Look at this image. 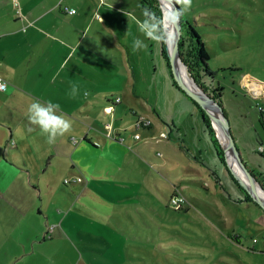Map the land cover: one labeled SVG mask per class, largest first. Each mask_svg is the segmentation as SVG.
<instances>
[{"label":"rangeland","instance_id":"rangeland-1","mask_svg":"<svg viewBox=\"0 0 264 264\" xmlns=\"http://www.w3.org/2000/svg\"><path fill=\"white\" fill-rule=\"evenodd\" d=\"M129 7L138 10L143 20L145 8L140 0H129ZM183 17L196 27L210 54L208 64L214 77L201 71L200 80L209 89L220 83L223 104L232 116L238 112L249 115L252 128L244 136L236 133V146L264 187V153L260 150L264 147V113L254 107L257 103L264 107V85L246 81L247 89L259 92V99H254L239 82L247 72L264 83V0H193ZM148 43L154 58L166 65L161 44ZM180 43L184 58L190 49L187 35ZM182 61L184 76L193 81ZM129 85V108L132 105L142 112L131 91L133 83ZM171 100L165 98V109L155 106L160 118L152 109L148 111L158 130L141 128L146 139L137 145L131 142L137 117L129 113L113 121L110 115L112 123L129 129L125 133L134 146L129 149L132 163L118 158L115 164L116 157L108 152L101 156L99 164L107 171L100 176L112 179L101 181L96 193L88 189L80 197L82 181L73 180L74 176L56 187H32L37 216L31 223L38 235L29 250L20 247L4 253L13 256L11 264H264V207L247 196L225 150L226 163L219 159L200 112L199 116L191 114V108L178 112ZM181 118L186 121L183 130H189L184 144L191 153L186 155L177 133ZM162 127L170 134L168 139L159 133ZM185 158L199 171H189ZM117 164L121 167L114 172L117 177L108 175ZM175 194L185 198L180 207L171 203Z\"/></svg>","mask_w":264,"mask_h":264},{"label":"crops","instance_id":"crops-1","mask_svg":"<svg viewBox=\"0 0 264 264\" xmlns=\"http://www.w3.org/2000/svg\"><path fill=\"white\" fill-rule=\"evenodd\" d=\"M129 8V0H0V75L9 82L5 91L0 90V264L13 262V256H5V252L20 247L29 250L35 245L38 234L31 222L37 211L32 187H56L65 178L81 177V197L88 189L96 193L102 182L112 179L100 176L107 171L99 164L101 156L108 152L116 157L115 164L118 158L132 163L129 149L134 146L129 145V134L125 133L129 129L113 122L114 137L106 135L110 115L113 121L129 113L150 121L139 128L134 123L133 145L146 139L141 128L153 133L158 130L148 111L152 109L160 118L155 106L165 109V98L172 99L178 112L191 108V114L199 116L188 96L173 87L167 66L154 58L150 39L139 32L136 21L142 19L138 10ZM136 38L146 47L133 51ZM252 75L242 73L240 86L246 88L248 79L264 85ZM129 83H133L131 91L142 112L132 105L129 108ZM73 85L79 90L74 98L70 95ZM49 100L60 104V111L72 123L71 131L51 145L27 118L32 102ZM108 104H113L111 113L105 111ZM223 108L234 138L252 128L248 114L232 116L231 109L228 112L224 104ZM198 118L195 116L197 123ZM185 122L180 119L177 133L186 155L191 151L184 144L189 131L183 130ZM165 130L162 127L159 133ZM135 133L140 134L139 139ZM166 135L168 139L170 134ZM119 136L124 139L119 140ZM185 160V165L191 166L189 171H199L191 159ZM120 169L117 164L108 175L115 176Z\"/></svg>","mask_w":264,"mask_h":264},{"label":"clouds","instance_id":"clouds-1","mask_svg":"<svg viewBox=\"0 0 264 264\" xmlns=\"http://www.w3.org/2000/svg\"><path fill=\"white\" fill-rule=\"evenodd\" d=\"M193 0H159V15L148 9L143 10V20H137L139 32L157 44H163L170 50L175 49L180 38V21L184 13L191 9ZM177 5L180 7L177 8ZM143 40H133V51L145 48ZM77 86L73 85L70 95H78ZM87 95V93H85ZM58 103L32 102L27 109V118L32 125L38 126L48 144H54L58 137H63L72 129V123L61 111Z\"/></svg>","mask_w":264,"mask_h":264},{"label":"trees","instance_id":"trees-1","mask_svg":"<svg viewBox=\"0 0 264 264\" xmlns=\"http://www.w3.org/2000/svg\"><path fill=\"white\" fill-rule=\"evenodd\" d=\"M140 1H141L142 6L145 9L156 12L159 15V4H158L157 0H140ZM184 22H185L184 34L187 35V37L190 40V49H188L187 51L184 52V55H183L184 58H182V53L180 50L181 58L184 61V63L187 65L188 71H190V73L192 74L193 78L198 83V85L202 89H204L209 95H211L215 99V101H217L223 107V97H222L223 93H222V87H221L220 83L212 84L210 86V89H209L204 84V81L200 80V77L202 76L200 74L201 71H203L206 75H209L212 78L214 77V75H213L214 71H212L210 69L209 64H208L210 54L207 51L206 43H205L204 39L202 38V36L199 34L196 27L192 24V22H190L189 20H187L185 18H184ZM181 46H182V44L180 43V49H181ZM161 56L165 59L166 66H167V69L169 71V75H170L173 87L177 90H181L180 87L178 86L177 82L174 80V78L172 76V72L170 69L169 56L167 55L165 45H163V44H161ZM181 91L185 95H187L183 90H181ZM189 99L195 104V106L197 107V109L199 110V112L201 114L205 129L208 132L209 136L211 137V140L213 142L217 156L219 157V159L222 162L226 163L225 155H224V149H223L222 145L220 144V142L216 136V132H215V129L212 125L210 117L207 115L205 110L195 100H193L191 97H189ZM254 99H259V97L254 98ZM254 107L257 109V104ZM259 111H260L261 115L263 116L264 107H263V110H259ZM263 152H264V150H263ZM251 173L254 175L253 171H251ZM247 196H249V198H250V195L248 193H247Z\"/></svg>","mask_w":264,"mask_h":264},{"label":"water","instance_id":"water-1","mask_svg":"<svg viewBox=\"0 0 264 264\" xmlns=\"http://www.w3.org/2000/svg\"><path fill=\"white\" fill-rule=\"evenodd\" d=\"M158 2H159V0H158ZM178 7H180V5H177V8ZM179 27H180V38H179L178 44L175 47V49L172 50L171 54L168 52L172 76H173L174 80L177 82L180 89L183 90L193 100H195L205 110L207 115L210 117L212 125H213L217 134H218V132H217V128H216L215 123L217 121L219 122V125L221 126V128L223 129V132L227 136V141L229 142V147L231 146L233 151L236 153V155H234V156L237 158L239 165L241 166V168L243 170L244 176L246 177V181L245 182L241 181V184L248 191L250 196L256 202H258L260 205H262L264 207V200L262 198H260L259 196H257L254 192H252L248 186L247 181H249L251 178L255 179L256 182H258L259 180L255 177V175H253L250 172V170L244 164V162L240 156L239 150L237 149V146H236V141H235L234 135L232 133L229 117L224 113L223 107L217 101H215V99L211 95H209L204 89H202L198 85V83L195 81V79H194V84H197L199 89H195L192 86L188 85L184 81V79H182L178 74L174 59L177 56L180 57V55H179V53H180L179 52L180 51V40H181V37L184 35V31H185V22H184L183 15L181 17ZM189 73H190V71H189ZM222 146L225 150V155H226L227 160H228L227 149L223 143H222ZM262 188L264 190V187H262Z\"/></svg>","mask_w":264,"mask_h":264},{"label":"bare ground","instance_id":"bare-ground-1","mask_svg":"<svg viewBox=\"0 0 264 264\" xmlns=\"http://www.w3.org/2000/svg\"><path fill=\"white\" fill-rule=\"evenodd\" d=\"M167 48H168V47H167ZM168 52L171 54L172 50H170V49L168 48ZM179 52H180V51H179ZM179 55H180V53H179ZM181 60H182L181 55H180V57L177 56V57H175V59H174L175 66H176V68H177V71H178L179 76H180L182 79H184V81H185L188 85L192 86V87L195 88V89H199L198 85H197V84H194V79H193V78H192V79H193V81H192V80H189V78L187 79V78L184 76L183 71H182L183 69H182ZM182 62H183V64H184V65L186 66V68H187V65L184 63V61H182ZM215 125H216V128H217L218 134H219V136H220V138H221V140H222V143L225 145V147H226V149H227V153H228V161H229V163H230V165H231V167H232V169H233L235 175L238 177V179H239L240 181L245 182V181H246V177L244 176V173H243L242 168L240 169V165H239V162H238L237 158L234 156V155H235V152L233 151V149H232L231 146L229 147V142L227 141V136H226L225 133L223 132V129H222L221 126L219 125V122H218V121L215 123ZM254 180H255V179H250L249 181H247L248 186H249L250 190H252L257 196H259L260 198H262V199L264 200V194H263L264 190H263L262 187L259 185V183L256 182V181H254ZM257 184L260 186V188H261V190H262L263 192L259 189V187L257 186Z\"/></svg>","mask_w":264,"mask_h":264},{"label":"built area","instance_id":"built-area-1","mask_svg":"<svg viewBox=\"0 0 264 264\" xmlns=\"http://www.w3.org/2000/svg\"><path fill=\"white\" fill-rule=\"evenodd\" d=\"M17 4V2L15 3ZM67 10L71 13H75L76 12V9L75 8H68L67 7ZM9 85V82L3 77L0 75V90L1 91H5L7 89ZM248 90L250 91L251 95L254 97V98H257V97H260L259 95V92L258 90H255V91H252L248 88ZM117 101L120 100V98L118 97L116 99ZM257 109L258 110H263V107L262 105H260L259 103H257ZM105 111L108 112V113H111L113 111V104H108L106 107H105ZM150 123L149 120H146L144 117L140 116L138 117L137 121L135 122V126L137 128L139 127H142V126H146ZM113 125H112V122H107L106 123V135L110 138H113L114 137V134H113ZM161 135H164V137H166L167 135L165 133H161ZM134 137L139 139L140 138V134L139 133H135L134 134ZM119 140H123L124 138L123 137H118ZM260 150L263 151L264 150V147L263 146H260ZM159 155V154H158ZM161 155V154H160ZM81 178L80 177H75L73 180H80ZM70 179L66 178L64 181L65 182H69ZM185 200V198L179 194H175L172 198H171V203L174 205V206H180L182 204V202Z\"/></svg>","mask_w":264,"mask_h":264}]
</instances>
